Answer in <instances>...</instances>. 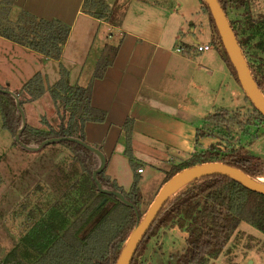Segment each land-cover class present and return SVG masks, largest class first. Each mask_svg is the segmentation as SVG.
<instances>
[{
	"label": "trees",
	"instance_id": "obj_1",
	"mask_svg": "<svg viewBox=\"0 0 264 264\" xmlns=\"http://www.w3.org/2000/svg\"><path fill=\"white\" fill-rule=\"evenodd\" d=\"M218 1L227 17H237V20H229L230 24L264 96V18L259 20L252 16L250 0ZM201 4V10L208 15L212 27V43L239 83L211 13L202 1ZM96 8H105V4L101 0L86 1L84 9L91 15L96 14ZM69 31L68 26L58 21L30 18L23 26L19 25L17 34L5 29L0 31V35L46 58L59 60ZM117 51V46H104L86 87L71 86L67 81L69 73L61 65L59 80L53 85L46 86L45 78L36 74L21 87L16 94L21 109L24 104L39 100L46 94L51 97L59 118L57 126L45 124L39 128L28 126L26 122L21 130L22 114L15 99L0 93L2 128L11 135L13 146L27 151L26 148H36L46 141L63 138L86 143L85 125L88 122L102 123L105 119L104 113L91 106L92 82L104 76ZM0 89L7 90L2 87ZM246 100L249 101L247 97ZM237 117V138H229L222 133L220 142L209 145L205 150L193 152L187 159L173 162L165 182L185 168L209 162L233 167L255 180L263 178L264 153L256 152L255 148L264 144V117L255 108L249 116H231L223 110L208 116L203 120L201 128H197L196 141L214 137L213 131L228 130L229 124L234 123ZM132 134L133 120L128 119L124 124V153L135 174L129 190L125 191L118 186L104 170L98 175V180L104 189L120 192L142 217V195L138 187L140 177L137 173L138 164L133 158ZM55 144L69 151L72 163L67 167H70V171L61 170V188L44 216L39 206L28 212L31 218L30 230L0 264H116L136 225L134 210L116 197L98 191L93 181L98 162L91 150L66 140L48 144L44 148ZM107 203L111 206L104 211ZM242 222L264 234V196L251 193L223 176L196 179L164 204L139 244L131 264H135L139 257L147 259L154 243H157L154 238H159L164 228L174 226L186 232L187 238L182 252L170 256L167 264H208L220 257ZM152 238L155 241L151 242Z\"/></svg>",
	"mask_w": 264,
	"mask_h": 264
},
{
	"label": "crops",
	"instance_id": "obj_2",
	"mask_svg": "<svg viewBox=\"0 0 264 264\" xmlns=\"http://www.w3.org/2000/svg\"><path fill=\"white\" fill-rule=\"evenodd\" d=\"M8 1L18 9V13L29 15L28 19L58 21L70 29L59 60L46 58L0 35V41L18 47L23 52L24 60L28 63L31 61L28 68L30 75L23 81L41 74L46 83L53 85L59 80L61 65L69 73L68 82L69 77L75 75L73 79L76 83L71 86H77L88 63V79L92 78L95 64L105 45L118 47L113 63L104 76L92 82L91 106L104 113L105 119L102 123L88 122L84 132L86 143L98 152H93L98 166L104 163L105 174L125 191L129 190L135 175L124 153L126 120H133V158L138 164L137 170L142 169L138 184L140 192L142 193L148 180L155 178L148 206L165 183L164 176L170 171L173 162L187 159L193 152L205 150L216 143L210 137L199 139L196 143L197 128H201L203 120L211 113L222 111L216 107L215 102L207 110L208 115H202L196 122L190 121V125H186L176 114L183 113L185 116L187 109L184 103L201 106V103L206 102L204 108L206 107L208 98L201 94L203 89L200 91L197 88L200 95L192 102V99L186 97L190 94L187 88L195 83V77L200 83H208L205 78L215 70L221 72L220 64L224 60L214 45L219 54L209 53L211 49L197 52L196 45L202 43L193 46L192 49L201 56L199 59L190 55L186 45V48L181 46L182 52H177L175 42L181 33L184 18L183 15L165 10L161 5L163 0H101L107 8L106 14L101 18L84 9L87 0ZM94 23L108 28L105 38L104 35H98L100 27L93 29ZM195 31L193 25L190 29L192 40L195 38ZM212 36L211 31V38ZM195 73L199 76L194 75ZM7 79L1 77L0 87L10 91L15 88L13 93L17 94L21 87H11L12 83ZM130 87L133 88L132 91L125 95L126 88ZM168 123L174 126L166 128ZM187 129L190 130L187 135L181 133V130ZM178 152L181 153L180 156L177 155ZM116 166L120 169L117 170ZM144 200L142 197V206Z\"/></svg>",
	"mask_w": 264,
	"mask_h": 264
},
{
	"label": "rangeland",
	"instance_id": "obj_3",
	"mask_svg": "<svg viewBox=\"0 0 264 264\" xmlns=\"http://www.w3.org/2000/svg\"><path fill=\"white\" fill-rule=\"evenodd\" d=\"M200 4V0H163L161 3L165 10H169L168 12L178 13L179 16L183 15L184 23L175 46L183 47L184 45L185 47L186 45V50H189L190 55L193 54L194 59H199L200 56L192 49L197 43H202V45L210 44L211 50L209 53L219 54L212 44V27L208 20L209 17L201 10ZM17 10L8 0H0L1 32L6 29L17 34L19 25L23 26L24 23L28 22L29 15L18 13ZM250 11L255 19H263L264 0H250ZM95 12V16L99 17L101 13L106 14L107 8L106 6L105 8H96ZM116 12H118V8H116ZM228 18L231 21L237 20L234 15L228 16ZM193 25L196 31L194 34L195 38L192 40L193 34L190 33V29ZM98 27H100L98 35H104L105 38L108 28L94 23L93 29ZM21 51L18 47L0 41V80L1 77L4 79L8 78L7 81L12 83L11 87H16L17 85L23 87L21 85L30 80L23 81L30 75L28 68L31 61L29 60L28 63L27 60H24L23 52ZM216 56L218 57V55ZM89 61L91 62V60ZM221 62V72L215 70L213 74L206 77L205 79L207 80L205 82L208 83H204V81L200 83L195 77V81L193 80L195 83L187 88L190 94H187L186 97H188L187 99H192V102H195V99L197 100V96L200 95L202 89L204 92H201V94L203 93L208 100L205 108L206 102L201 103V106L196 103H184L186 104L187 114L185 113V116H183V113L176 115L186 122V125H190V121H198L202 115L208 113L207 110L212 108V102L216 103L217 108L228 112L231 116L238 115L242 117L253 113L254 107L250 101L246 100V94L242 87L233 78L226 63L224 61ZM194 75L199 76L198 73ZM88 77L90 78L89 63L86 64L81 79L77 82L79 83L77 87H86L91 80ZM73 78H75V75H72V78L69 77L70 85L76 83ZM86 81L88 82L86 83ZM130 84H133V82H130ZM46 86L51 85L46 83ZM132 89V87L126 88L127 92L125 95H128ZM14 90L15 88L12 91H7L13 93ZM22 113V118L26 120L28 126L41 128L45 124L53 126L59 124L54 103L48 94L32 103L24 104ZM211 115H214V113H211ZM237 122L238 117L234 123L229 124L228 130L213 131L214 137L210 138L216 140V143L220 142L222 133L229 138H237L239 135ZM167 126L172 128L174 125L168 123L166 128ZM175 127L177 128V126ZM188 131L190 130H181V133L187 135ZM199 141L197 140L196 143ZM46 146L48 145L32 151H24L18 146H13V139L2 128L0 117V177L2 179L0 186V261L19 245L22 238L30 230L31 218L28 212L39 206L43 210L44 216L52 206L51 202H53L58 195V190L61 188L62 184L60 182H63L61 180V176H63L61 170L63 172L70 171V167H67L69 163H72L69 151L59 145L56 146V144L55 146L44 148ZM255 149L258 153H264V144H259ZM116 169L119 170L120 167L116 166ZM144 170L146 171L147 169L144 168ZM154 179L151 178L147 181L141 193L145 199L144 206H142L143 213L148 209V203L152 198L154 187L152 181ZM110 206V203L105 204L104 211L108 210ZM162 232L159 238H154L155 240L157 239V243H154L149 255H147V259L139 257L136 259L135 264H167L170 256L182 252L185 248L187 233L176 226L166 227ZM155 240L152 238L151 242ZM154 249L155 252H153ZM248 261H252L253 264H264V234L249 224L242 222L220 257L216 260H211L208 264H247Z\"/></svg>",
	"mask_w": 264,
	"mask_h": 264
},
{
	"label": "water",
	"instance_id": "obj_4",
	"mask_svg": "<svg viewBox=\"0 0 264 264\" xmlns=\"http://www.w3.org/2000/svg\"><path fill=\"white\" fill-rule=\"evenodd\" d=\"M202 1L209 9L211 16L214 20L215 26L218 31V35L221 39L223 48L233 65L234 70L237 73L238 81L243 91L246 94V97L249 99L253 107L264 117V96L262 95L249 67L245 60V57L242 53V50L238 44L237 38L234 34L232 25L228 17L226 16L222 6L218 0H200ZM0 93L11 95L16 103L17 108L21 112L22 109L19 104V100L16 94L11 93L10 91L0 89ZM26 120L22 118V128H24ZM17 140V138H16ZM62 140L71 141L81 146L91 150L92 152L98 153L87 143L82 142L77 139L72 138H63V139H52L44 142L41 146L36 148H26L27 150H39L40 147L45 145L60 142ZM104 163L101 166H98L97 170L93 174V181L97 186L99 192L116 197L123 204L132 208L136 215V225L133 231L130 233L127 238L124 247L120 253L118 261L116 264H131L132 258L139 247V244L146 236L151 225L156 220L159 212L163 208L164 204L181 188L186 186L188 183L207 176L219 175L226 177L232 180L234 183L242 187L243 189L264 196V182L259 178L257 180L249 177L244 174L242 171L235 169L233 167L227 166L222 163L209 162L198 164L189 168H185L175 174H173L160 188L152 203L149 205L148 209L142 217H140L139 212L135 207L129 203L125 197L120 192L110 191L104 189L98 180V175L103 171ZM247 264H253L252 261H248Z\"/></svg>",
	"mask_w": 264,
	"mask_h": 264
},
{
	"label": "built area",
	"instance_id": "obj_5",
	"mask_svg": "<svg viewBox=\"0 0 264 264\" xmlns=\"http://www.w3.org/2000/svg\"><path fill=\"white\" fill-rule=\"evenodd\" d=\"M211 49V45H196V50L197 52L201 53V52H207ZM176 51L177 52H182L183 51V48L182 47H177L176 48ZM178 156L181 155L180 152L177 153ZM138 173H141L142 172V169H139L137 170Z\"/></svg>",
	"mask_w": 264,
	"mask_h": 264
},
{
	"label": "bare ground",
	"instance_id": "obj_6",
	"mask_svg": "<svg viewBox=\"0 0 264 264\" xmlns=\"http://www.w3.org/2000/svg\"><path fill=\"white\" fill-rule=\"evenodd\" d=\"M262 179V182H264V177L263 178H261Z\"/></svg>",
	"mask_w": 264,
	"mask_h": 264
}]
</instances>
